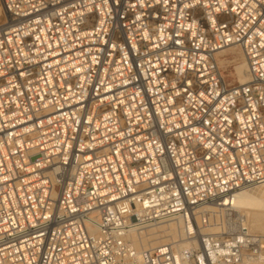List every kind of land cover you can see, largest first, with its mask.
Returning <instances> with one entry per match:
<instances>
[{
  "label": "built area",
  "instance_id": "obj_1",
  "mask_svg": "<svg viewBox=\"0 0 264 264\" xmlns=\"http://www.w3.org/2000/svg\"><path fill=\"white\" fill-rule=\"evenodd\" d=\"M0 1V264H264V0Z\"/></svg>",
  "mask_w": 264,
  "mask_h": 264
},
{
  "label": "bare ground",
  "instance_id": "obj_2",
  "mask_svg": "<svg viewBox=\"0 0 264 264\" xmlns=\"http://www.w3.org/2000/svg\"><path fill=\"white\" fill-rule=\"evenodd\" d=\"M5 21L6 14L3 11V21L0 23V27L6 23ZM218 63L225 80L226 74H224V72L235 74V80L238 84L245 83L248 80L247 65L239 47L231 46L219 51ZM226 82L228 84H232V82L227 80ZM231 208L234 209L237 214H242L244 212L247 217L248 224L253 230L264 232L262 231L264 230V183L235 192L231 200ZM182 225L183 221L181 219L166 222L152 228L150 232H133L130 235V239L138 248H146L149 242L156 244L161 238H164L165 242L159 244L158 246L166 243L174 244V242L177 246H182L183 243L180 239L183 233ZM242 264L255 263L247 261Z\"/></svg>",
  "mask_w": 264,
  "mask_h": 264
},
{
  "label": "rangeland",
  "instance_id": "obj_3",
  "mask_svg": "<svg viewBox=\"0 0 264 264\" xmlns=\"http://www.w3.org/2000/svg\"><path fill=\"white\" fill-rule=\"evenodd\" d=\"M4 13H5V12H4ZM2 21H3V11H2V8H1V4H0V23H1ZM224 74H226V80L229 81V82H232V84H230V85H237V84H238V82L235 80V74H233V73H228V72H224ZM242 214L245 215L244 212H243ZM245 216H246V215H245ZM251 229H252V228H251ZM252 230H253V229H252ZM253 231H255V232H260V231H258V230H253ZM262 231H264V230H262ZM148 232H150V231H148ZM260 233H264V232H260ZM158 241H159V242L156 243V244H152V242H149L148 245L146 246V248H147V249L155 248V247H157L159 244L165 242V241H164V238H161V239L158 240ZM141 248H144V247H141ZM255 264H258V263H255Z\"/></svg>",
  "mask_w": 264,
  "mask_h": 264
}]
</instances>
